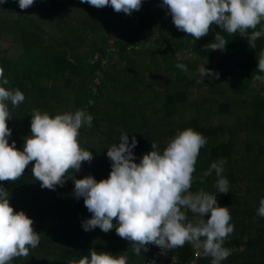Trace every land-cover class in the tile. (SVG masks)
I'll return each mask as SVG.
<instances>
[{
	"label": "trees",
	"instance_id": "obj_1",
	"mask_svg": "<svg viewBox=\"0 0 264 264\" xmlns=\"http://www.w3.org/2000/svg\"><path fill=\"white\" fill-rule=\"evenodd\" d=\"M36 2L43 3L44 17L36 15L37 10L33 16L21 10L18 0L0 5V67L9 80L5 87L18 88L26 98L18 107L9 104V143L15 141L17 149L23 150L25 138L31 135L34 109L52 117L84 110L93 121L91 127L80 129V145L93 152L94 159L74 175L75 179L92 176L99 182L110 175L107 150L122 134L129 135V143L136 137L133 153L139 163L152 151L151 143L162 153L179 132L191 128L207 139L195 165L191 191L219 195L218 205L229 208L234 225L224 246L235 250L221 264H264V218L257 215L264 199V93L252 87L253 82H262L257 76L264 77L257 71L264 36L253 49L248 38L229 35L213 25L208 36L193 41L177 30L162 0H144L141 10L131 15L117 13L110 6L97 9L81 0ZM42 18H56L60 30L49 31ZM261 27L264 21L256 30ZM113 31L117 37L111 41ZM217 33L228 42L223 51L206 48ZM3 36L24 49L19 61L11 59L9 48L2 46ZM149 37L154 39L149 41ZM142 42L153 46L146 51ZM120 64L125 69L119 70ZM177 64H184L187 72ZM200 66L207 67L209 75L193 78ZM148 72L155 73L152 79H146ZM73 97L74 110L69 105ZM186 107L197 115L179 127L175 118ZM221 158L227 161L222 173L229 181L226 194L218 193L215 171L206 175ZM33 166L34 162L15 183L0 182L9 192L11 206L24 211L40 234V244L29 257L11 264H70L83 256L90 258L93 249L113 256L126 254L128 264H144L160 249L149 245L147 252L141 250L137 256L115 228L109 233L99 228L84 231L82 222L92 214L82 197H74L73 180L55 190L42 188L32 175ZM251 183L257 189L251 190ZM184 211L192 220V213ZM172 252L178 257L177 264H189L194 258L191 244ZM202 258L200 264H211V257Z\"/></svg>",
	"mask_w": 264,
	"mask_h": 264
},
{
	"label": "clouds",
	"instance_id": "obj_2",
	"mask_svg": "<svg viewBox=\"0 0 264 264\" xmlns=\"http://www.w3.org/2000/svg\"><path fill=\"white\" fill-rule=\"evenodd\" d=\"M8 0H0V5ZM35 0H18L19 8L32 7ZM97 9L112 7L117 13L131 15L140 11L144 0H81ZM162 7L172 18L177 30L192 37L193 41L208 36L216 25L229 35L239 33L248 38L255 49L257 39L264 36V27L256 30L264 21V0H162ZM249 30L251 34L249 35ZM227 41L221 33L215 41L206 45L212 51H223ZM258 69L264 73V51L258 53ZM176 67L187 72L184 64ZM205 67L202 76L209 75ZM219 78L218 73H212ZM257 80L264 77L257 76ZM9 84L5 71L0 67V182L15 183L34 162L33 177L41 187L55 190L63 187L69 179L74 182V197L83 198L84 205L92 214L82 222L84 231L99 228L104 233L114 228L116 234L131 243L137 256L147 252L149 245L162 252L191 244L211 264H221L230 255L225 241L234 232L232 216L228 207L218 205L216 195L191 191L200 150L207 139L188 128L167 145L161 153L151 143L152 151L144 154L139 163L133 150L138 141L122 134L117 144L107 150L112 162L107 179L99 182L92 176L75 179L85 162L94 159L93 152L80 145V129L91 127L93 117L84 110L58 114L55 117L34 109L31 115V135L25 138L23 150L17 149L15 141L9 143L12 120L9 104L13 108L25 101L21 90L5 87ZM226 158L211 164L206 175L215 171L218 177V193L229 192V181L222 175ZM197 217L189 220L186 211ZM257 215L264 218V199L260 200ZM210 217V218H208ZM116 222L115 224L113 222ZM40 244V234L34 229V221L24 211L17 212L10 204L9 192L0 186V264H11L18 258L27 259L30 251ZM70 264H128L126 254L113 256L106 252L90 250L89 256Z\"/></svg>",
	"mask_w": 264,
	"mask_h": 264
},
{
	"label": "rangeland",
	"instance_id": "obj_3",
	"mask_svg": "<svg viewBox=\"0 0 264 264\" xmlns=\"http://www.w3.org/2000/svg\"><path fill=\"white\" fill-rule=\"evenodd\" d=\"M36 5L35 6H32V7H30V8H28V9H26L27 10V12L28 13H30L32 16L35 14V11L37 10V12H36V15H40V17H44L43 16V14H44V12L42 11V4L43 3H41V2H36L35 3ZM44 18H42L41 19V22H42V24H43V26H45L49 31H52V32H54V34H55V32H58L59 30H60V26H59V24H58V21H57V19L56 18H52V20H48V18H46V20L44 21L43 20ZM148 36H149V34H148ZM4 37V36H3ZM110 37H111V41L112 40H114L116 37H117V35H116V33L113 31L112 33H111V35H110ZM154 38L153 37H149L148 38V40L149 41H152ZM144 42V41H143ZM141 43V47H142V49H144V50H148L150 47H152L153 46V44L151 43V42H146V43ZM1 44H2V46L3 47H5V48H9V55H10V58L11 59H13L14 61H19L21 58H22V56L24 55V49L22 48V46H20V45H17V43H13V41H11L10 42V39H9V37H4L2 40H1ZM140 47V48H141ZM115 59H118V57H117V55L115 54ZM181 57V55H179V58ZM185 57V56H184ZM204 68V66H200V67H198L197 68V70H195V72H194V77L193 78H197L196 77V75H201V70ZM206 69H207V67H205ZM118 69L119 70H123V69H125V66L122 64H120L119 66H118ZM154 75H155V73L154 72H148L147 73V75H146V79L147 80H149V79H152L153 77H154ZM192 76V75H191ZM252 87H254V88H256L257 89V91L259 92V93H261V94H263L264 93V80H262V82H258V81H255V82H253L252 83ZM193 93H196V90L194 89L193 90ZM74 99H75V97H73L72 98V100H70V102H69V105H70V107H71V109H75V104H74ZM216 99H218V97L216 98ZM216 111V107L214 106L213 107V109L210 111V113H211V117L212 116H214V112ZM197 115V112H196V110H191V108L190 107H186V109L184 110V111H180L179 112V114H178V116L175 118V120H177L178 122V126L180 125V124H182V123H185V122H187V121H189L192 117H194V116H196ZM214 120H216V121H218L219 120V117H215V119ZM184 125V124H183ZM180 127V126H179ZM246 155H244L243 157H245ZM251 161V158H248L247 159V161L246 162H250ZM90 165V164H89ZM94 173L95 174H97V176L100 178V174H98V171H96V170H94ZM243 173V172H242ZM245 177L248 179V180H250L251 178L248 176V175H245ZM250 189L251 190H255V189H257V186L256 185H254L253 183H251L250 184ZM250 190V191H251ZM255 192H257V191H255ZM216 198H217V201H220V197H219V195H216Z\"/></svg>",
	"mask_w": 264,
	"mask_h": 264
},
{
	"label": "built area",
	"instance_id": "obj_4",
	"mask_svg": "<svg viewBox=\"0 0 264 264\" xmlns=\"http://www.w3.org/2000/svg\"><path fill=\"white\" fill-rule=\"evenodd\" d=\"M197 217L192 213V220H195ZM225 247V246H224ZM228 248V247H226ZM231 251V254L234 252V248H228ZM194 258L189 264H200V260L204 257L203 253L199 250L193 248ZM178 257L175 255L172 250L162 252L161 249H157L154 254L150 255L144 264H177Z\"/></svg>",
	"mask_w": 264,
	"mask_h": 264
}]
</instances>
